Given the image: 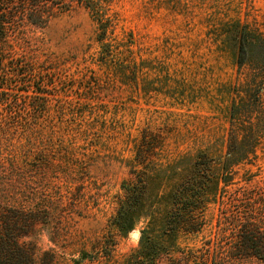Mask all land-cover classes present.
<instances>
[{
	"label": "rangeland",
	"instance_id": "rangeland-1",
	"mask_svg": "<svg viewBox=\"0 0 264 264\" xmlns=\"http://www.w3.org/2000/svg\"><path fill=\"white\" fill-rule=\"evenodd\" d=\"M22 8H12L11 48L38 62L49 87L38 98L45 117L35 119L45 132L34 135L47 143L19 150L51 158H12L21 134L13 131L7 141L0 134L1 227L27 244L14 263L123 264L146 228L160 232L167 196L197 152L225 148L227 90L239 73L221 31L238 21L264 34V0H111L116 29L105 51L92 13L77 0L41 6L37 18L22 16ZM11 98L21 99L13 112L6 108L15 120L27 98ZM138 160L149 164L148 175ZM237 171L223 204L205 212L203 231L178 238L190 257L159 264L190 263L197 252L188 249L210 250L230 264H261L230 246L246 217L264 227V142L255 162ZM135 184L142 214L134 231L122 234L115 218L123 186Z\"/></svg>",
	"mask_w": 264,
	"mask_h": 264
},
{
	"label": "trees",
	"instance_id": "trees-1",
	"mask_svg": "<svg viewBox=\"0 0 264 264\" xmlns=\"http://www.w3.org/2000/svg\"><path fill=\"white\" fill-rule=\"evenodd\" d=\"M66 0H0V102L6 112L0 114V134L7 141L8 136L19 132L20 137L14 143L17 148L12 158L18 156L51 158L42 151L34 153H21L19 147L28 148L47 143L42 135L44 127L35 123L38 116L44 118L47 110L44 102L38 101L46 96L44 90L49 87L45 75L41 72L38 62L26 61L22 54L11 48L10 28L12 8L15 6L35 8L20 13L26 18L40 17L41 6L48 4H61ZM86 6L92 13L98 25V42L102 51L109 49V39L116 29V22L112 15L111 0H77ZM43 16V15H42ZM224 44L233 54V64L237 68L239 78L236 85H230L227 90L231 105L228 111L230 129L226 138L225 148L220 149L217 144H212L204 150L197 152L191 165L185 170L178 184L173 187L167 196V203L160 217V232L146 228L142 232L140 245L123 264H159L163 257L172 259L176 255L190 257L186 249L178 245L180 235H199L204 227V215L209 206H218L227 194L228 188L237 175V169L244 165L253 164L258 158V152L264 142V34L253 30L249 25L238 21L230 22L222 28ZM26 88V89H25ZM11 94L27 98L20 117L9 120L7 109H15L21 99L14 100ZM3 96L5 98L3 99ZM2 108V110H3ZM7 108V109H6ZM16 112V111H14ZM17 116V115H16ZM26 118V119H24ZM138 148L143 152L146 139L142 136ZM5 146V143H4ZM146 148V147H145ZM139 155V154H138ZM143 155V154H141ZM140 156V155H139ZM143 167L141 173L148 175L149 164L135 161ZM137 173V168L134 169ZM163 172L161 169L158 173ZM139 183V179H138ZM143 186L145 180L140 181ZM140 186L129 187L124 185L126 196L120 203V208L115 218V226L122 234L134 231L137 220L142 214L143 199ZM1 215V212H0ZM137 218V219H136ZM8 232L13 224H7ZM236 240L230 246V252L237 257L255 258L264 264V227H261L252 217H246L239 225ZM24 244V243H23ZM21 245L14 237L13 231L3 234L0 220V264H17L15 262L16 250L22 252ZM5 247H8L6 250ZM211 248V245L209 246ZM189 248V247H186ZM193 253V261L188 264H230L218 257L210 250L206 254L200 249H188ZM234 257H231L232 260ZM236 259V258H235ZM23 264V263H18ZM172 264H176L173 260Z\"/></svg>",
	"mask_w": 264,
	"mask_h": 264
},
{
	"label": "water",
	"instance_id": "water-1",
	"mask_svg": "<svg viewBox=\"0 0 264 264\" xmlns=\"http://www.w3.org/2000/svg\"><path fill=\"white\" fill-rule=\"evenodd\" d=\"M136 234H137L136 232L132 233V237H133V236H136Z\"/></svg>",
	"mask_w": 264,
	"mask_h": 264
},
{
	"label": "bare ground",
	"instance_id": "bare-ground-1",
	"mask_svg": "<svg viewBox=\"0 0 264 264\" xmlns=\"http://www.w3.org/2000/svg\"><path fill=\"white\" fill-rule=\"evenodd\" d=\"M135 237H137V236H135Z\"/></svg>",
	"mask_w": 264,
	"mask_h": 264
}]
</instances>
